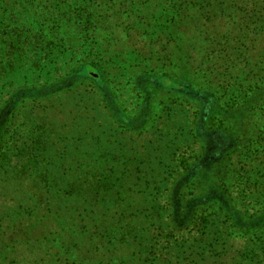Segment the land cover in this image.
<instances>
[{
	"label": "trees",
	"instance_id": "obj_1",
	"mask_svg": "<svg viewBox=\"0 0 264 264\" xmlns=\"http://www.w3.org/2000/svg\"><path fill=\"white\" fill-rule=\"evenodd\" d=\"M83 92L187 112L146 207L41 116ZM0 264H264V0H0Z\"/></svg>",
	"mask_w": 264,
	"mask_h": 264
},
{
	"label": "rangeland",
	"instance_id": "obj_2",
	"mask_svg": "<svg viewBox=\"0 0 264 264\" xmlns=\"http://www.w3.org/2000/svg\"><path fill=\"white\" fill-rule=\"evenodd\" d=\"M83 93L85 94L79 93L77 96L74 93L61 94L56 101L63 103L58 104V108L56 103V106L44 107L41 116L57 127L65 121L69 123L72 131L68 129L67 135L71 138L77 137L78 140L74 145L77 152L73 156L86 154L99 158L101 166L114 174L115 192L131 196L134 200L133 207H146L151 201L148 196L151 186L161 184L158 178H161L165 168L171 165L172 148H183L182 143L191 144L187 112H180L175 108L161 112V116L151 121L143 133L133 135L112 123L101 108L97 96L91 92ZM75 111L84 112L90 120L82 118L81 122L74 123L71 117ZM215 142L218 146L221 144V138L218 136ZM217 146L210 145V152ZM67 147L69 148L70 144H67ZM65 184L64 181L63 186ZM114 189L108 192H113ZM106 197L108 199L110 194ZM78 200L70 198L67 204L74 205L75 202L78 206ZM64 205L66 206V199Z\"/></svg>",
	"mask_w": 264,
	"mask_h": 264
}]
</instances>
